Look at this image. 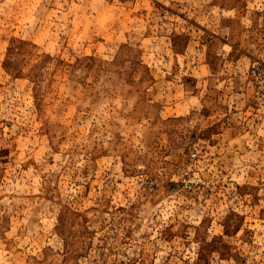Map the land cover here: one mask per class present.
<instances>
[{"label": "rangeland", "instance_id": "obj_1", "mask_svg": "<svg viewBox=\"0 0 264 264\" xmlns=\"http://www.w3.org/2000/svg\"><path fill=\"white\" fill-rule=\"evenodd\" d=\"M0 264H264V0H0Z\"/></svg>", "mask_w": 264, "mask_h": 264}, {"label": "built area", "instance_id": "obj_2", "mask_svg": "<svg viewBox=\"0 0 264 264\" xmlns=\"http://www.w3.org/2000/svg\"><path fill=\"white\" fill-rule=\"evenodd\" d=\"M253 73H256V70L255 69L253 70Z\"/></svg>", "mask_w": 264, "mask_h": 264}]
</instances>
